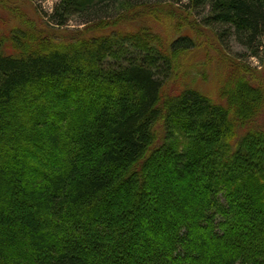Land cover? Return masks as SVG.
<instances>
[{
	"label": "trees",
	"instance_id": "1",
	"mask_svg": "<svg viewBox=\"0 0 264 264\" xmlns=\"http://www.w3.org/2000/svg\"><path fill=\"white\" fill-rule=\"evenodd\" d=\"M72 18L57 48L0 42V264H264V130L237 133L264 60L164 94L201 27L257 54L264 0H59Z\"/></svg>",
	"mask_w": 264,
	"mask_h": 264
},
{
	"label": "rangeland",
	"instance_id": "2",
	"mask_svg": "<svg viewBox=\"0 0 264 264\" xmlns=\"http://www.w3.org/2000/svg\"><path fill=\"white\" fill-rule=\"evenodd\" d=\"M58 1L0 0V42L3 43L4 52L19 54L24 47L48 50L53 47L57 48L64 41H70L78 35H86L88 29L78 18L70 19L64 27L52 23L54 22L52 19L53 10ZM169 21L167 19L165 22L169 23ZM173 22L177 23L174 20ZM18 30L24 33L22 44L18 45L21 46L20 48L13 39L14 32ZM168 31L170 32V30ZM199 32L200 37H197L201 47L179 58L180 67L183 71L186 66L192 67V76L185 77L180 69L175 79L165 87L164 94L174 96L184 86V82L185 84L189 82L198 84L203 90L210 93L216 92L219 81H229L228 77L235 72L240 64L258 72L263 70L261 67L264 60V37L257 54L254 53V50L251 51L231 38L228 40L231 54H227L215 45L214 36L208 29L201 27ZM237 72L239 73V71ZM256 128L264 130V110L249 120L245 127L238 126L237 133L243 134L247 130Z\"/></svg>",
	"mask_w": 264,
	"mask_h": 264
}]
</instances>
